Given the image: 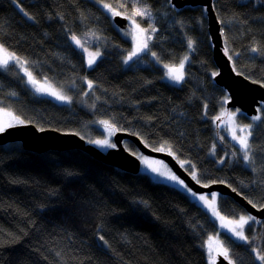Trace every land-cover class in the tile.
<instances>
[{"label":"trees","instance_id":"1","mask_svg":"<svg viewBox=\"0 0 264 264\" xmlns=\"http://www.w3.org/2000/svg\"><path fill=\"white\" fill-rule=\"evenodd\" d=\"M118 1L126 2L0 0V43L71 97L58 102L38 95L10 66L0 70V108L40 128L78 132L88 142L104 136L100 121H108L151 148L172 151L200 183L226 182L264 205V107L253 126L249 167L215 119L229 93L213 75L218 66L206 8L141 0L157 31L150 48L125 64L131 41L102 3ZM214 7L236 71L264 84V55L250 50L264 51V0H214ZM72 35L101 52L92 67ZM151 52L162 63L189 56L181 85L166 80L160 64L138 60H150ZM241 119L251 121L243 112ZM125 145L136 147L130 140ZM218 208L230 217L248 213L220 193ZM257 221L244 227L251 243L220 232L235 264H262L252 251L258 246L264 254V218ZM218 229L186 192L145 172L109 165L79 148L39 153L20 141L0 145V264H208L206 241Z\"/></svg>","mask_w":264,"mask_h":264},{"label":"water","instance_id":"2","mask_svg":"<svg viewBox=\"0 0 264 264\" xmlns=\"http://www.w3.org/2000/svg\"><path fill=\"white\" fill-rule=\"evenodd\" d=\"M178 7L186 5H201L206 8L208 17V27L213 43V56L218 66V75L215 80L218 84L225 87L229 93L226 108H239L244 114L253 116L258 114L257 109L264 103V84L237 72L233 66L232 59L229 60L225 55L224 37L221 35L222 25L214 7V0H172ZM115 22L121 28L127 27L128 19L126 16H114ZM239 73V74H238ZM125 140H130L138 149L148 155L160 157L167 161L172 169L179 175L186 184L196 192H213L230 195L234 197L251 215L258 219L264 218V207H253L248 203L243 195L226 182H213L204 187L202 183H197L192 179L190 172L181 165L180 161L169 154L168 151H157L145 144L142 139L129 131L117 130L114 133L113 141L115 147L103 150L92 142H88L85 137L75 131H65L53 127L40 128L33 122L25 121L24 124H16L14 127L7 128L0 133V145L10 142H22L23 146L31 151L45 152L47 150H68L79 148L104 163L119 167L132 173H139L141 161L139 157L125 145ZM103 242V241H102ZM218 264H229L223 256L218 255Z\"/></svg>","mask_w":264,"mask_h":264},{"label":"snow or ice","instance_id":"3","mask_svg":"<svg viewBox=\"0 0 264 264\" xmlns=\"http://www.w3.org/2000/svg\"><path fill=\"white\" fill-rule=\"evenodd\" d=\"M141 0H134V7L130 15H127V19H129L132 22V32L129 33V35L132 36V40L135 44L134 48L128 53L127 57L124 60V63L127 64L129 61L133 59V57H138L140 53L146 52L149 49V41L152 39V34H154L157 29L155 27L149 28H142L140 24L136 22L135 17H151L152 11L149 6L144 7H136L135 4H139ZM105 9H107L113 16H120L122 15L121 12L117 11L111 4L105 3L103 5ZM120 7H124L123 4L120 5ZM22 10V9H21ZM23 11V10H22ZM26 16L27 13H24ZM29 19H32V17L29 16ZM221 24L224 23L223 20L220 21ZM223 36V32L221 33ZM72 42L80 48L83 52L87 53V66L92 67L96 63V60L100 57L101 53L99 51L96 52H90L85 47L84 43L80 38H78L75 35L71 36ZM194 41L189 40L188 41V48L194 51ZM253 53H260L264 55V51H262L260 48L253 46L250 49ZM223 51L225 55H228V43H227V37L224 36V48ZM151 55L153 57H156L155 52H151ZM238 55V53H237ZM228 59L231 60L232 56H228ZM188 60V56H185L180 62L178 66L165 64L163 67L166 69V77L171 80L175 81L177 83H180L184 80V67L185 63ZM10 63L15 66L19 65L20 68L24 69V74L27 77V83L32 85L35 88V91L38 93H46L50 96H54L57 100L71 102V97L64 95L61 91H57L55 89H52L50 87H45L44 84L41 83V81L37 80L33 74L28 71L26 68H24V65L28 63L26 60L21 59L15 52L9 51L8 48H6L2 43H0V70L7 69L10 65ZM239 74V73H238ZM213 75H218V73H213ZM45 84L47 83V79L45 78ZM87 87L89 90L93 88V81L88 80ZM12 95H15V93H12ZM87 95V93H85ZM228 98L225 97V102H227ZM261 107H264V104L261 105ZM257 111L259 112L260 109L258 108ZM236 112H222L220 116L215 117L216 120H220L221 117L227 115L228 120L226 121L227 124L233 125L230 129V134L233 140H235L240 145V151L242 153V158L246 162V164L250 167L252 163V145L250 144V137L252 136V125H236L235 117ZM0 115H2L3 119H0V133L4 132L7 128L14 127L16 124H24L25 121L22 120L19 116L15 115L14 113L6 110V109H0ZM251 119L255 121L261 120V115H255L251 117ZM101 124H104L107 126L110 131L115 130V125L109 124L108 121H100ZM219 127V125H218ZM239 128V131L241 135H237L236 128ZM92 143H95L100 146H109V147H115L114 144H109L108 140H95L91 141ZM157 151H164L163 148L155 149ZM169 154H172L169 152ZM146 164H150L149 161H145ZM181 165L185 163L184 161L180 162ZM223 163V161H221ZM195 166H193L194 168ZM154 172H159V169L153 168ZM161 175L167 176V178L171 181L176 182L178 185H182L184 188L188 190L192 194L193 197H196V193L192 192L190 188L184 183L183 180H181L178 176L175 174H172L170 172H162ZM193 180H196V182L199 184L200 180L197 178V174L195 171H192L190 173ZM204 187H208L207 184L203 185ZM233 191H236L233 189ZM246 198V197H245ZM200 201H203L204 204L212 209L213 215L218 216L221 220V227L226 228L228 232L234 236L235 238L244 241L246 243H251L249 240V237L245 235L244 233V227L245 225H248L250 222L252 223H259V221L256 220L254 216L251 215H240L238 219L236 220H229L227 223H224L225 217L220 216L219 212H217L215 208V194L213 195L212 201L210 202L208 200L207 196L200 195L198 197ZM247 199V198H246ZM249 204H252L253 207H256V205L253 203V201L249 200ZM261 207H264V205H261ZM100 240L103 241L104 237L101 236ZM105 243H107L105 241ZM208 250L210 253L215 252L217 255L223 256L225 260H228L229 264H233L229 257V250L226 247H223L220 242H216V247L213 248L212 246V238L209 239L208 243ZM253 252H255V257L257 260L262 262L264 264V254L261 253V251L257 248L252 249ZM212 264H216L215 256H212Z\"/></svg>","mask_w":264,"mask_h":264},{"label":"rangeland","instance_id":"4","mask_svg":"<svg viewBox=\"0 0 264 264\" xmlns=\"http://www.w3.org/2000/svg\"><path fill=\"white\" fill-rule=\"evenodd\" d=\"M125 1H126V2L118 1V2H116L115 4H113L112 6H113V8H115L117 11L121 12L123 16H126V17H127V15H130L131 12H132V10H133V7H134V0H125ZM102 3L105 4L104 2H102ZM121 4H123L124 7H120ZM135 6H136V7H144V6H147V5L144 4V3H142V2H140L139 4H135ZM107 11H108V10H107ZM108 12H109V11H108ZM109 13H110V12H109ZM110 14H111V13H110ZM111 15H112V14H111ZM112 17H113V15H112ZM135 19H136V22H137L138 24H140V26H141L142 28H149V29H150V27H154L152 16H151V17H144V18H143V19L148 20V22H147L148 25H143V24H142V22H141V20H140V19H142L141 17H135ZM132 27H133L132 22H131L129 19H128L127 27H125V28H121V27H120V28L122 29V30H121V33L123 34V36H125L126 38H128V39L131 41V50H132V49L134 48V46H135V44H134V42H133V40H132V36L129 35V33L132 32ZM152 36H153V34H152ZM150 41H151V40H150ZM150 41H149V48H150ZM82 42L84 43V45H85V47L88 49V51H90V52H96V51H99V50L91 49V47H90L89 45H87V43H86L84 40H82ZM5 47H6V46H5ZM6 48H7V47H6ZM131 50H130V51H131ZM9 51H11V50L9 49ZM11 52H13V51H11ZM99 52H100V51H99ZM100 53H101V52H100ZM143 53H145V52L140 53L139 56H140L141 54H143ZM17 56H19V55L17 54ZM186 56H188V55H186ZM19 57H20V56H19ZM20 58L23 59V60H26V59H24V58H22V57H20ZM86 58H87V53H86ZM151 58H152V59H151ZM151 58H150V60H149V59H145V57H144V55H143V56H141V58L138 59V60L141 61L143 64H151V62L153 61V62H155V63L160 64V65L163 67V65H165V64H170V65L178 66V65H179V62H180L184 57H183L182 59H180L179 61L174 62V63H162L161 61H159V60L157 59V57H153L152 55H151ZM151 60H152V61H151ZM26 61H27V60H26ZM188 61H189V56H188V60H187V62L185 63V67H184V78H185L186 66H187ZM10 66H13V65L10 63L9 67H10ZM15 67L19 68L20 71H21V72L23 73V75L25 76V74H24V69L20 68L19 65H15ZM24 68H26L28 71H30V72L33 74V76H34L37 80L41 81V83L44 84L45 87H50V88L55 89V90H57V91H61V92L65 95L66 92H65L64 90H62L61 88H59L58 86H56L55 84H53L50 80L47 79V83L45 84V83H44V82H45V78H42L41 76L36 75V74L30 69L28 63H26V64L24 65ZM163 69H164V78H165L166 80H168L169 82H171V83H173V84H175V85H181V84H182V82H183L184 80H183L182 82H180V83H177V82H175V81H171V80H169V79L166 77V75H165V73H166V69H165L164 67H163ZM25 79H26V83H27V77H26V76H25ZM27 84H28V83H27ZM28 85H29V86L34 90V92L37 93L38 95H41V96H48V97L54 99L55 101H58V102H64V101H61V100H57L54 96H50V95H48V94H46V93H38V92L35 91V88H34L32 85H30V84H28ZM0 109H6V108H0ZM6 110H8V111L14 113V112H13L12 110H10V109H6ZM222 112H236V113H237V114H236V117H235L236 125H241V126H243V125H252V129H251V130H253V126H254V124L257 122V121L254 122L252 119H251V121H248V122L243 121V120L241 119V113H242V111H241L239 108H223V109L221 110V112L219 113L218 116H220V114H221ZM14 114H15V113H14ZM15 115H17V114H15ZM256 115H261V114L258 113V114H256ZM17 116H18V115H17ZM253 116H255V115H253ZM253 116H250V117H253ZM0 119H3L2 115H0ZM227 120H228V116L225 115V116L221 117L220 120H217V123H219V127H220L221 129H223L224 131H226V134L229 136V138H230L231 140H233L232 137H231V134H230V129H231L232 127H234V126H233V125H229V124H227V123H226ZM104 129L106 130V131L103 132V133H104V136H102L101 138H98V139H96V140H108V141H109V144H114V145H115V143H114V141H113V136H114V133H115L117 130H119V129L115 128L114 131H110V129H109L107 126H105V125H104ZM223 130H222V131H223ZM236 132H237V135H241V133H240L238 127L236 128ZM250 140H251V137H250ZM94 141H95V140H94ZM233 141H235V140H233ZM235 142H236V141H235ZM249 142H250V141H249ZM236 143H237V142H236ZM94 144H95V143H94ZM95 145H97V144H95ZM97 146L100 147V148L103 149V150H107L108 148H110L109 146H100V145H97ZM135 146H136V145H135ZM237 146H238V148H239V150H240V145H239L238 143H237ZM131 151H133V152L139 157V159H140V161H141V169H140V171L149 174V175H150L153 179H155V180L169 183V184L174 185V186H176L177 188L183 190L184 192H186V193L189 195V197H190L191 199H193V200L196 201L200 206H202L204 209H206V210L211 214V216L215 219V221H216V223H217L219 229H218V231H217L216 234H213V235H210V236H209V238H208L207 241H206V246H205V248H206V253H207V258H208V264H212V256H215L216 264H218V263H217L218 255H217L215 252L210 253L209 250H208L209 239L212 238V246H213V248L216 247V242H217V241L220 242V244L223 245V243H222V241H221V237H220V232H221V231H227V232H228V230H227L226 228H222V227H221V223H222V222H221L220 218H219L218 216L213 215L212 209L209 208V207H207V206L204 204L203 201H200V200L198 199V197H199L200 195L207 196V197H208V200L211 202V201H212V198H213V195L215 194V208H216L217 212H219L220 216H223V217L226 218L225 221H224V223H227V221H229V220H236V219L239 218L240 215H239L238 217H230V216H226V215H224L223 213H221L220 210H219V208H218V197H219V192H217V191H213V192H196V191H194L191 187H189V186L186 184V182H185V181H184L179 175H177V173L172 169V167L169 165V163H168L167 161H165L164 159H162V158H160V157H156V156H152V155L145 154V153L141 152V151L138 149L137 146L135 147L134 150H131ZM164 151H168V152L173 153V152L170 151L169 149H164ZM240 152H241V151H240ZM173 154H174V153H173ZM241 154H242V153H241ZM174 156H175V154H174ZM175 157H176V156H175ZM176 158H177V157H176ZM177 159H178V158H177ZM146 160L149 161L150 164H146V163H145ZM178 160H179V159H178ZM179 161L181 162L182 160H179ZM244 162H245V161H244ZM245 164H246V162H245ZM185 165H188V164L185 162V163L183 164V166L185 167ZM153 168H157V169H159V172H154V171L152 170ZM192 171H194V169H192ZM162 172H170V173L175 174L176 176H178L181 180L184 181V183L188 186V188H190V189L192 190V192L196 193V197H193L192 194H191L190 192H188V190H187L186 188H184L182 185H178L176 182L169 180V179L167 178V176H165V175H161L160 173H162ZM190 173H191V172H190ZM241 215H251V214H250V213H247V214H241ZM251 216H253V215H251ZM254 217H255V216H254ZM255 218H256V217H255ZM256 220H258V219L256 218ZM244 233H245V229H244ZM236 239H237V238H236ZM238 240H239V239H238ZM223 247H224V246H223ZM256 248H258V246H256ZM229 257H230V255H229ZM230 259H231V257H230ZM232 262H233V264H235V262H234L233 260H232Z\"/></svg>","mask_w":264,"mask_h":264},{"label":"clouds","instance_id":"5","mask_svg":"<svg viewBox=\"0 0 264 264\" xmlns=\"http://www.w3.org/2000/svg\"><path fill=\"white\" fill-rule=\"evenodd\" d=\"M126 141V140H125ZM134 143V142H133Z\"/></svg>","mask_w":264,"mask_h":264}]
</instances>
